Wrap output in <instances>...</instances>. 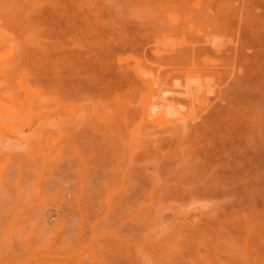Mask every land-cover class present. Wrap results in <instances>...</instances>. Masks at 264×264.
Returning <instances> with one entry per match:
<instances>
[{
	"label": "rangeland",
	"instance_id": "obj_1",
	"mask_svg": "<svg viewBox=\"0 0 264 264\" xmlns=\"http://www.w3.org/2000/svg\"><path fill=\"white\" fill-rule=\"evenodd\" d=\"M0 264H264V0H0Z\"/></svg>",
	"mask_w": 264,
	"mask_h": 264
}]
</instances>
